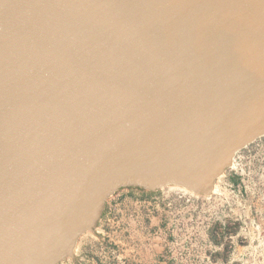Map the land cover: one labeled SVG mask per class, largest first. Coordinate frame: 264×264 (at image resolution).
Listing matches in <instances>:
<instances>
[{"label":"water","instance_id":"water-1","mask_svg":"<svg viewBox=\"0 0 264 264\" xmlns=\"http://www.w3.org/2000/svg\"><path fill=\"white\" fill-rule=\"evenodd\" d=\"M263 136L264 0H0V264L73 257L119 188L209 196Z\"/></svg>","mask_w":264,"mask_h":264},{"label":"rangeland","instance_id":"rangeland-1","mask_svg":"<svg viewBox=\"0 0 264 264\" xmlns=\"http://www.w3.org/2000/svg\"><path fill=\"white\" fill-rule=\"evenodd\" d=\"M214 185L209 196L178 184L119 188L58 264H264V136Z\"/></svg>","mask_w":264,"mask_h":264},{"label":"bare ground","instance_id":"bare-ground-1","mask_svg":"<svg viewBox=\"0 0 264 264\" xmlns=\"http://www.w3.org/2000/svg\"><path fill=\"white\" fill-rule=\"evenodd\" d=\"M232 160H233V159H232ZM231 165H232V163H231ZM231 165H230V166H231ZM230 166H229V167H230ZM229 167H228V168H229ZM220 175H221V174H220ZM220 175H218V176H220ZM218 176H217V177H218ZM217 177H216V178H217ZM216 178H215V179H216ZM214 181H215V180H214ZM160 187H161V186H160ZM160 187H159V188H160ZM213 188H214V185H213ZM186 189H187V188H186ZM188 190H189V189H188ZM191 192H192V191H191Z\"/></svg>","mask_w":264,"mask_h":264}]
</instances>
